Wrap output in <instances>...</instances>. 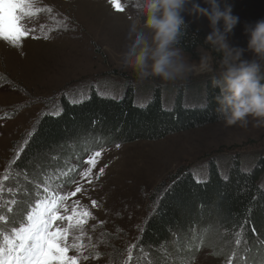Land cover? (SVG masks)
I'll return each instance as SVG.
<instances>
[{
    "label": "rangeland",
    "instance_id": "obj_1",
    "mask_svg": "<svg viewBox=\"0 0 264 264\" xmlns=\"http://www.w3.org/2000/svg\"><path fill=\"white\" fill-rule=\"evenodd\" d=\"M120 2L123 12L117 11L110 0H28L27 11L32 19L26 27L30 35L16 43L0 40V215L12 212L10 220L19 222L9 227L11 231L15 228L17 233L25 234L20 220L33 199L30 189L39 179L51 174L52 178H60V172L53 167L49 174L38 168L45 162L30 164V168H37L33 174L13 175V160L39 118L56 112L65 96L72 102H82L95 90L103 97L121 99L131 85L139 106L146 105L158 87L169 95L165 97L168 105L179 88L185 90L187 107L204 104L212 74L193 72L184 79L166 82L159 77L140 79L135 71L122 65L120 54L134 38L130 27L133 21L142 25L144 13L142 0ZM199 2L204 6L203 0ZM223 3L231 4L234 14L240 17L231 42L246 47L244 25L264 19V0H223ZM188 19L207 33L210 31L206 18ZM183 54L189 64L198 65L200 58L208 55L213 68L218 65L219 59L215 60L202 48L196 55L184 51ZM245 56L251 58L252 53L246 52ZM255 123L249 117L246 127L226 126L224 121L207 124L159 140L114 143L92 150L82 162L78 158L73 160L72 164L78 162L79 171L61 189L74 191L77 184L73 181H78L85 192L77 193L68 203L79 200L76 212L87 209L92 216L79 225L76 219L81 217H75L67 237V255L78 264H154L137 245L154 209L152 196L185 169L202 180L213 161L223 175L239 157L250 168L264 155V126L256 127ZM96 152L101 155L91 169V183H85L79 173L90 168L85 162ZM93 200L97 207L92 205ZM65 203L63 200L59 212L65 211ZM41 212L44 213L39 210L37 214ZM63 227L68 229L67 224ZM242 243L241 237L239 246ZM158 253L164 258L169 256L161 249ZM227 257L210 248L202 249L189 264H240L236 258ZM263 261L264 253L245 264H264Z\"/></svg>",
    "mask_w": 264,
    "mask_h": 264
},
{
    "label": "trees",
    "instance_id": "obj_2",
    "mask_svg": "<svg viewBox=\"0 0 264 264\" xmlns=\"http://www.w3.org/2000/svg\"><path fill=\"white\" fill-rule=\"evenodd\" d=\"M206 34L188 19L179 46L191 55L202 48L215 60L220 59L205 42ZM184 91L179 88L170 105L165 102L169 95L164 94L163 87L155 88L143 106L136 104L137 93L131 85L121 99L103 97L95 90L82 102H72L65 96L56 112L39 118L27 143L14 157L13 175L33 174L37 168H30V164L45 162L38 168L46 174L53 167L60 172V178L65 175L70 179L74 175H71L72 161L78 158L82 162L92 150L114 143L159 140L224 121L217 111L219 88L212 81L207 84L202 105L187 107ZM48 154L51 159L47 158ZM207 168L202 180L190 169L180 171L152 196L154 209L146 219L137 245L154 264H189L202 249L208 248L236 258L240 264L248 260L252 263L264 253V155L250 168L240 157L233 160L225 175L214 161ZM72 179H60L62 186ZM43 180L39 179L30 189L33 199ZM12 216V212L7 213V224L15 227L19 222H12ZM241 237L243 243L239 246ZM160 249L169 256L159 255Z\"/></svg>",
    "mask_w": 264,
    "mask_h": 264
},
{
    "label": "clouds",
    "instance_id": "obj_3",
    "mask_svg": "<svg viewBox=\"0 0 264 264\" xmlns=\"http://www.w3.org/2000/svg\"><path fill=\"white\" fill-rule=\"evenodd\" d=\"M144 20L133 21L134 38L120 54V62L138 78L159 77L163 81L184 79L189 74H212L219 88L218 114L226 126L246 127L252 117L264 126V19L244 25L247 46L234 45L230 37L240 23L231 4L223 0H142ZM203 17L210 31L205 42L220 56L216 68L204 55L199 64H189L179 46L188 18ZM147 30V31H145ZM252 53L251 58L245 56Z\"/></svg>",
    "mask_w": 264,
    "mask_h": 264
},
{
    "label": "snow or ice",
    "instance_id": "obj_4",
    "mask_svg": "<svg viewBox=\"0 0 264 264\" xmlns=\"http://www.w3.org/2000/svg\"><path fill=\"white\" fill-rule=\"evenodd\" d=\"M110 3L117 11H124L120 0H110ZM27 8L28 0H0V40L16 43L30 35L26 23L31 21L32 14L27 11ZM100 155V152H96L89 157L85 163L90 168L79 173V177L85 183H91V169L95 168ZM102 172L103 169H101ZM73 183L77 184L74 191H69L66 188L61 189L60 199L66 202L64 212H57L56 205L53 203L52 207L47 209L50 213L48 218H45L43 212L35 219L31 215L28 216V220L33 223L31 227L23 229L25 235L20 236L21 243L14 249L13 264H69V261L71 264H78L75 259L67 255L69 252L67 245L69 229L73 226L77 215L81 217L76 219V225H79L86 222L92 213L87 209L83 213H77L76 209L80 205L79 200H72L71 203H68L71 198L76 197L77 193L83 195L85 192V188L78 181H73ZM91 203L94 207L98 206L95 200ZM64 224L68 225V229L63 227ZM0 264H8V262L3 261Z\"/></svg>",
    "mask_w": 264,
    "mask_h": 264
},
{
    "label": "bare ground",
    "instance_id": "obj_5",
    "mask_svg": "<svg viewBox=\"0 0 264 264\" xmlns=\"http://www.w3.org/2000/svg\"><path fill=\"white\" fill-rule=\"evenodd\" d=\"M237 263V262H236Z\"/></svg>",
    "mask_w": 264,
    "mask_h": 264
}]
</instances>
